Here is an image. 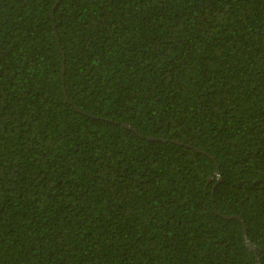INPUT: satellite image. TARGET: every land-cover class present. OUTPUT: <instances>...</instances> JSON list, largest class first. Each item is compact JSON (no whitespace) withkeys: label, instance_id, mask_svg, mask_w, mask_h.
I'll use <instances>...</instances> for the list:
<instances>
[{"label":"trees","instance_id":"16d2710c","mask_svg":"<svg viewBox=\"0 0 264 264\" xmlns=\"http://www.w3.org/2000/svg\"><path fill=\"white\" fill-rule=\"evenodd\" d=\"M0 264H264V0H0Z\"/></svg>","mask_w":264,"mask_h":264},{"label":"water","instance_id":"95a60500","mask_svg":"<svg viewBox=\"0 0 264 264\" xmlns=\"http://www.w3.org/2000/svg\"><path fill=\"white\" fill-rule=\"evenodd\" d=\"M63 72H64V70H63ZM130 128V127H129ZM149 140H154L153 138H150ZM213 159V158H212ZM216 166H217V171H216V174L217 175H219V173H220V170H219V165L218 164H216ZM243 230H244V237H245V240H246V243H247V246L249 247V249L251 250V251H254L255 250V247L248 241V239H247V233H246V228L243 226Z\"/></svg>","mask_w":264,"mask_h":264}]
</instances>
